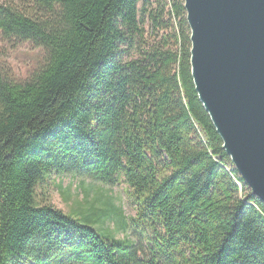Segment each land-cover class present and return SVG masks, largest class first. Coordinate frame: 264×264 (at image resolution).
Here are the masks:
<instances>
[{"label": "trees", "instance_id": "trees-1", "mask_svg": "<svg viewBox=\"0 0 264 264\" xmlns=\"http://www.w3.org/2000/svg\"><path fill=\"white\" fill-rule=\"evenodd\" d=\"M185 15L183 0H0V33L43 53L23 81L0 71V264H264V202L198 99ZM53 174L124 181L146 250L99 229L107 203L94 226L37 201Z\"/></svg>", "mask_w": 264, "mask_h": 264}, {"label": "water", "instance_id": "water-1", "mask_svg": "<svg viewBox=\"0 0 264 264\" xmlns=\"http://www.w3.org/2000/svg\"><path fill=\"white\" fill-rule=\"evenodd\" d=\"M195 91L222 148L264 202V0H183Z\"/></svg>", "mask_w": 264, "mask_h": 264}, {"label": "rangeland", "instance_id": "rangeland-1", "mask_svg": "<svg viewBox=\"0 0 264 264\" xmlns=\"http://www.w3.org/2000/svg\"><path fill=\"white\" fill-rule=\"evenodd\" d=\"M150 32V25L145 23L144 34L148 35ZM42 61L41 48L28 41L6 38L0 33V71L10 80H25ZM44 188L39 190L37 201L50 203L90 225H94L99 217L98 207L107 203L110 209L108 215L98 223L99 229L116 238H129L146 250L149 229L130 221L135 215V205L128 195V185L124 181L108 185L71 174H53ZM120 222L123 225L117 224Z\"/></svg>", "mask_w": 264, "mask_h": 264}]
</instances>
